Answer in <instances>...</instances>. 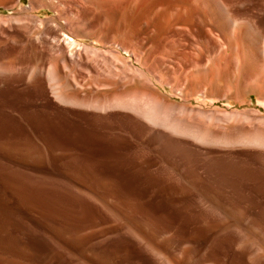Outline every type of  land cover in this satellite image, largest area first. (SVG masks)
<instances>
[{
	"label": "rangeland",
	"instance_id": "obj_1",
	"mask_svg": "<svg viewBox=\"0 0 264 264\" xmlns=\"http://www.w3.org/2000/svg\"><path fill=\"white\" fill-rule=\"evenodd\" d=\"M41 31L99 51L142 41V61L122 51L126 90L140 86L133 69L171 54L146 38H205L206 67L185 85L184 73L155 72V92L219 137L264 131V0H0V264H264V147L59 101L54 84L35 80L42 66L79 98H104L110 88L98 86L124 79L102 77L87 55L91 79L66 68L56 42L34 41Z\"/></svg>",
	"mask_w": 264,
	"mask_h": 264
},
{
	"label": "bare ground",
	"instance_id": "obj_2",
	"mask_svg": "<svg viewBox=\"0 0 264 264\" xmlns=\"http://www.w3.org/2000/svg\"><path fill=\"white\" fill-rule=\"evenodd\" d=\"M33 20H34V23L37 24L36 25L37 28L36 27L35 28L41 29V26H43L44 21H41L38 18H33ZM253 29H255V27ZM228 34H227V36H228ZM254 34H257V33L255 32ZM254 34H253V36H255ZM254 38H256V37H254ZM146 39H147L148 43H154L155 45L158 44V50L157 51L162 52V50L164 51L165 49H167L170 51L171 54H170V56L168 55L169 58L167 57V59H164L161 56H159L160 58H156L154 60V56H155L154 52L156 51L155 50L156 48L155 49H154V47L152 48V49H154V52H152V50H151V53H154V54L152 56H150L149 60H151V59L154 60L153 61L154 62L153 69L142 66V68H140V69L136 68V69H133V71H132L134 74V77H136L140 80V82H139L140 86L137 89L126 90V85L133 82V79H129L127 76H122V69L119 67V64L122 63L123 60H125L124 58H122L123 57L122 51H126L128 53L131 52L134 55L136 61H139V62L142 61L141 55H143V54H142V51L140 50V49H142V48H140V46L144 45V43L142 41H140V44H138L139 43V40H138V43L136 42L137 43L136 46L132 47L135 50L132 49V51H129V48H125L123 45L116 43V41L110 42V43H108V45L105 44L104 49L99 51L97 49L92 48L91 46H86V45L81 46L78 43V41L76 39H74L73 37L67 35L66 33H61L58 31L54 32V33L41 31L36 36L34 41L42 42V43L48 44V45L52 44L53 42H56L57 46L60 49V53H61L60 55L62 56L63 64L66 65V68L70 65V63L75 64V66H77L81 72H86L88 79H91L93 74H95V73L92 72V69H91L92 67H90L89 64H86V61L84 63L83 55H87L88 59L90 57L92 62L98 63L100 65L99 68L101 69L102 73L105 75L102 77L116 78V79L120 77L124 80H122V82H120V81L112 82L111 81V84H109V85L102 84V86H100V87L98 86L99 85L98 83L97 84L95 83V86L96 87L98 86L97 89L98 88H104L105 89L106 87L108 89L110 88L111 94L110 95L106 94L107 96L105 95L106 97H104V98H92V97L91 98H79V97H75V96H68V95H65L62 92H60V90L58 89L59 87L57 85L61 84V83L59 84L61 77L59 75V72L56 71V69L53 65H51L47 69H44L43 66H42V68L40 67L41 69H39L37 71L38 73L36 72L37 73V75L35 77L36 79L33 77H32V79H35L37 82V81L41 80L40 78L42 77L47 82H49V84H51V83L54 84L52 87H53V89H55V90H53L55 95H56L55 97L63 103L75 104V105H80V106H84V107H91V108H95L98 110H109V109L110 110L111 109H113V110L114 109L115 110L116 109L117 110L123 109V110H127V111L129 110V111H132L133 113L138 114L140 117L145 119L147 122H150L151 124L166 128V129H168L172 132H175L177 134L192 137L198 141L214 142V143L215 142L216 143L244 142L246 144L248 143L251 145L264 147V131H257V133L245 134V135H243L237 139H234V137L233 138L232 137H227V138L219 137L218 135L210 133L208 130H202L201 128H199V127H197L191 123L182 121L181 118H179V116L175 115V107L176 106L173 105L172 103L167 102L166 99H164L160 95H158L157 94L158 91H157V93L155 92L157 90V89L155 90L156 86H155V82L153 80L154 79L153 73H155V72L157 74H160L161 76H163V78H164V76L170 78L172 75L176 77L180 73H184L185 79L182 75H181V77L185 80L184 81L182 79V81H184V85H185L186 84L185 82L188 81L191 73H193L194 71H199L202 68L206 67L205 64L206 63L208 64L209 59H206V57H205L206 56V45L204 42L205 38H192V37H187V36H185L184 38H180L178 36V39H177V37L175 39H173V38L169 39V37H167V38L160 37V38H156V39L146 38ZM256 39H258V38H256ZM255 42L256 41H254V43ZM257 42H256V44H259L258 40H257ZM30 43H34V42H30ZM64 45L66 46V48L76 47L79 49H78L77 53L71 52V53L67 54V53H65L66 51L65 52L63 51ZM221 45H222V41H221V43L215 44V50H217ZM249 45H252V44H249ZM254 45L255 44L252 45V49H254L253 48ZM136 48H139L137 50L139 52L136 51ZM250 49H251V47H250ZM252 49H251V55L252 56L250 55L251 57H250V62H249L250 66H248V69L250 67L252 69V72H253V71H255L254 70L255 68L258 69V66L260 65V61H259L260 59L259 60L257 59V55L254 54L255 51H253ZM255 49H257V48H255ZM260 49L262 50V48H260ZM166 51H165V53H166ZM260 51H258L257 53H259ZM145 52H146V50H145ZM216 52H218V51H216ZM157 54H159V53H157ZM162 54H163L162 56L164 57L165 54L164 53H162ZM216 54H218V53H216ZM148 55H150V54L148 53ZM146 57H145V59H147ZM149 60L147 59V61H149ZM146 62H144V63H146ZM228 62L230 63V61H228ZM146 66H148V65H146ZM1 68L5 69L6 67H1ZM36 68H33L31 70L29 69L30 73L33 72L32 76L35 74L34 72L36 71ZM257 69H256V71H257ZM29 70L27 69V71H29ZM248 71L250 72L251 70H248ZM98 76H99V74H98ZM95 77H97V76H95ZM181 77H180V81H181ZM163 78H161L160 80H162ZM176 78L178 80V77H176ZM166 79L167 78H165V80ZM192 79H194V78H192ZM35 80H33V81H35ZM74 81H75V83H78V82H76L75 78H74ZM123 81H126V82H123ZM97 82H98V80H97ZM158 82H159V80H158ZM162 82H163V80H162ZM162 82H160L161 86H163ZM168 82H169V80H168ZM35 84H37V83H35ZM68 84H70V82ZM78 84L80 86V83H78ZM75 85H77V84H75ZM100 85H101V83H100ZM172 85L173 84H171V86ZM181 86H182V82H181ZM180 89H182V88L180 87ZM259 132H262V133H259Z\"/></svg>",
	"mask_w": 264,
	"mask_h": 264
}]
</instances>
